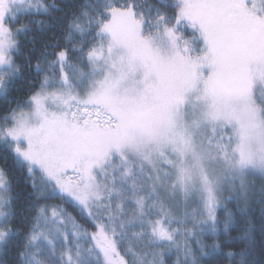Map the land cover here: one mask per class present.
Returning a JSON list of instances; mask_svg holds the SVG:
<instances>
[{
	"label": "snow or ice",
	"instance_id": "obj_1",
	"mask_svg": "<svg viewBox=\"0 0 264 264\" xmlns=\"http://www.w3.org/2000/svg\"><path fill=\"white\" fill-rule=\"evenodd\" d=\"M0 264H264V0H0Z\"/></svg>",
	"mask_w": 264,
	"mask_h": 264
}]
</instances>
